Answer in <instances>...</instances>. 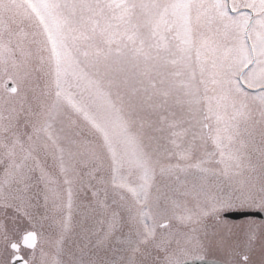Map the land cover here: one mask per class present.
I'll use <instances>...</instances> for the list:
<instances>
[{
    "label": "snow or ice",
    "instance_id": "6c2138e0",
    "mask_svg": "<svg viewBox=\"0 0 264 264\" xmlns=\"http://www.w3.org/2000/svg\"><path fill=\"white\" fill-rule=\"evenodd\" d=\"M0 264H264V0H0Z\"/></svg>",
    "mask_w": 264,
    "mask_h": 264
},
{
    "label": "water",
    "instance_id": "95a60500",
    "mask_svg": "<svg viewBox=\"0 0 264 264\" xmlns=\"http://www.w3.org/2000/svg\"><path fill=\"white\" fill-rule=\"evenodd\" d=\"M248 215H251V213H247V214H245V213H243V212H239V211H237V212L232 213V214L230 215V218L233 219V220H235V219H239V218L247 217ZM258 218H259V217H258Z\"/></svg>",
    "mask_w": 264,
    "mask_h": 264
},
{
    "label": "rangeland",
    "instance_id": "374dc122",
    "mask_svg": "<svg viewBox=\"0 0 264 264\" xmlns=\"http://www.w3.org/2000/svg\"><path fill=\"white\" fill-rule=\"evenodd\" d=\"M243 219H246V218L238 219V220H236V221L243 220Z\"/></svg>",
    "mask_w": 264,
    "mask_h": 264
}]
</instances>
